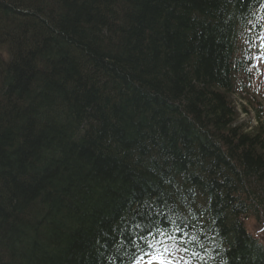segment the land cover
<instances>
[{
    "label": "trees",
    "instance_id": "trees-1",
    "mask_svg": "<svg viewBox=\"0 0 264 264\" xmlns=\"http://www.w3.org/2000/svg\"><path fill=\"white\" fill-rule=\"evenodd\" d=\"M263 4L0 0V264H126L145 225L264 264V103L235 100Z\"/></svg>",
    "mask_w": 264,
    "mask_h": 264
},
{
    "label": "snow or ice",
    "instance_id": "snow-or-ice-1",
    "mask_svg": "<svg viewBox=\"0 0 264 264\" xmlns=\"http://www.w3.org/2000/svg\"><path fill=\"white\" fill-rule=\"evenodd\" d=\"M261 46L264 47V44ZM169 226H144L145 234L139 238L149 251H144L141 248V256L138 259L143 261L144 257H147V264H153L154 261L158 262V264H188V261L181 255L190 251L185 243V229L183 226L177 225L172 231H169ZM176 233H180V235H176ZM195 242L193 238V243ZM133 244L139 247V245L135 244V241H133Z\"/></svg>",
    "mask_w": 264,
    "mask_h": 264
},
{
    "label": "rangeland",
    "instance_id": "rangeland-1",
    "mask_svg": "<svg viewBox=\"0 0 264 264\" xmlns=\"http://www.w3.org/2000/svg\"><path fill=\"white\" fill-rule=\"evenodd\" d=\"M262 66L264 67V62L262 63ZM264 86V85H263ZM242 94H240L239 96H237L236 100H237V103L238 105L240 104V102H243L244 106L247 107V109L249 110V114L247 113H244V112H241V109L240 110V113H239V119L241 120V122H245L247 124V127L248 129H252L253 126L256 124V120L254 118V108L253 106H256V101H264V96L263 95H257L256 97V100L252 102V100H250L252 102L251 103H247V99H242ZM254 103V104H253ZM239 108V106H238ZM246 224H247V227L248 229L250 230V232H252L254 235H256L257 237H259L260 239L264 240V227L262 225H259L253 218H249L246 220Z\"/></svg>",
    "mask_w": 264,
    "mask_h": 264
},
{
    "label": "bare ground",
    "instance_id": "bare-ground-1",
    "mask_svg": "<svg viewBox=\"0 0 264 264\" xmlns=\"http://www.w3.org/2000/svg\"><path fill=\"white\" fill-rule=\"evenodd\" d=\"M9 25H11L10 22H8L7 26H9ZM6 30L8 31V30H9V27H7ZM6 30H5V31H6ZM13 32H14V31H11V34H13ZM0 36H6V35H1V34H0Z\"/></svg>",
    "mask_w": 264,
    "mask_h": 264
}]
</instances>
